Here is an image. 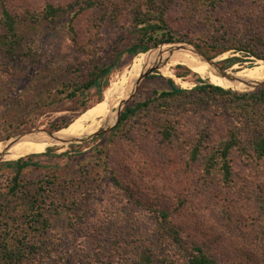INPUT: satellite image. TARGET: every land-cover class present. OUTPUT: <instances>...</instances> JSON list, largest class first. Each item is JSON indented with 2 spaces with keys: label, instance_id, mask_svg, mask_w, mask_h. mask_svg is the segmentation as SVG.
Listing matches in <instances>:
<instances>
[{
  "label": "rangeland",
  "instance_id": "obj_1",
  "mask_svg": "<svg viewBox=\"0 0 264 264\" xmlns=\"http://www.w3.org/2000/svg\"><path fill=\"white\" fill-rule=\"evenodd\" d=\"M6 1L7 8L21 20L23 42L13 57L0 55V145L22 135L39 132V136H45L44 133H56L65 127H70L72 137L90 136L97 129L86 133L82 129L105 118L106 113L100 110L105 91L124 77L127 81L133 65L135 68L144 63L139 58L141 54L134 56L125 51L139 36L131 22L129 0H96V7L77 17L74 16L81 8L78 2L82 0ZM260 2L221 0L215 16L235 28L245 22L264 29V5ZM193 3L172 0L167 20L177 38L174 42L191 44L210 59L195 44L209 40L211 35L202 21L203 13ZM48 5L63 9L54 23L44 17L43 10ZM113 12L117 17H113ZM106 14L113 15L104 18ZM118 45L123 51L119 58L121 49H115ZM163 51L142 55L154 57ZM92 58L96 64H114L111 74L100 81L101 87L108 81L103 94L94 88L74 99L67 93L62 95L65 84L74 77L72 70L86 63L83 69L88 71ZM137 58L140 62H135ZM215 59L235 77L264 63L235 51ZM172 60L179 64L170 70L189 84L184 89L171 79L179 88L192 90L200 80L211 84L202 78L206 76L200 66L196 70L202 76L193 72L195 67L188 62L185 51L174 53ZM172 60H161L127 107L169 89L170 78L164 69ZM263 81L264 78L250 86L233 88H242L241 94H253L264 86L252 87ZM147 116L150 118H141L135 127L125 126L90 142L52 146L47 154L37 155L42 170L29 173L31 179L40 180L50 171H60L72 181L66 184L71 187L68 197L74 198L83 191L90 193L87 198L81 196L86 202L81 203L85 208L78 209L80 214L65 209L48 214L52 222L48 239L52 255L44 264L135 263L144 250L184 264L183 256L172 243H164V247L159 242L161 211L169 214L188 244L203 247L218 264H264V246L259 245L264 240V162L256 165L233 153L234 184L224 187L204 176L200 164L189 165L176 146L163 144L153 125L154 113ZM174 116L180 120L185 138L192 139L201 132L212 144L223 140L227 125L233 124L232 117L196 114L182 108H176ZM17 160L0 162L1 196L7 195L14 177L5 165Z\"/></svg>",
  "mask_w": 264,
  "mask_h": 264
},
{
  "label": "trees",
  "instance_id": "obj_2",
  "mask_svg": "<svg viewBox=\"0 0 264 264\" xmlns=\"http://www.w3.org/2000/svg\"><path fill=\"white\" fill-rule=\"evenodd\" d=\"M95 1L78 2L81 8L74 17L84 10L96 7ZM192 1L196 10L203 13L202 21L211 35L209 40L202 39L195 44L199 49L205 50L210 59L235 51L264 61V29L245 22L235 28L219 21L215 10L221 0ZM258 1L264 5V0ZM171 2L172 0L128 1L132 9L131 22L139 36L131 46H126V52L137 56L177 39L167 20ZM0 6V55L13 57L23 42L21 20L7 8L6 0H0ZM62 11L60 7L46 6L43 10L45 20L54 23ZM113 13V17H117V13ZM109 15L113 14H106L104 18L110 17ZM171 47L172 45H166L159 50H169ZM115 49H121V45ZM181 50L183 47L175 50V53ZM122 53L121 49L117 58ZM85 64L82 68L72 70L74 77L65 84L64 90L60 92L62 95L67 93L69 98L74 99L94 88H98L103 94L102 88L108 86V81L105 80L102 87L100 81L111 74L114 64H96L95 58H92L90 69L84 71ZM167 83L169 89L155 92V98L127 107L115 131H121L125 126L135 127L142 121L141 118L149 119L147 114L154 113L153 125L162 143L176 146L185 155L189 165L200 164L204 176L218 181L224 187L234 184L233 153L236 152L256 165L264 162V87L253 94H241L235 92H243L242 88L223 89L201 80L192 90L179 88L171 79ZM176 108L196 114L214 113L215 116L232 117L233 124L227 125L229 128L226 137L213 144L207 134L201 132L192 139L185 138L180 120L174 116ZM5 167L14 172V177L7 195L0 194V264H44L52 255L48 244L52 222L48 214L62 209L80 214L78 209L82 208L83 211L85 207L81 203L86 202V199L81 198H87L90 193L83 191L74 198L68 197L71 187L66 184L72 181L66 179L65 173L60 171H50L40 180L31 179L29 173L42 170L37 155L8 163ZM159 215L161 222L157 236L162 246H166L164 243H172L173 248L183 256L184 264H218L203 247L185 241L181 229L172 224L168 213L161 211ZM262 234L264 236V230ZM262 242H259L260 246H264ZM127 264L177 263L170 257L156 256L152 251L144 250L138 262Z\"/></svg>",
  "mask_w": 264,
  "mask_h": 264
},
{
  "label": "bare ground",
  "instance_id": "obj_3",
  "mask_svg": "<svg viewBox=\"0 0 264 264\" xmlns=\"http://www.w3.org/2000/svg\"><path fill=\"white\" fill-rule=\"evenodd\" d=\"M181 47H183V51H185L187 55V60L193 66L195 67V73L201 75L196 69L200 66L204 72V75L206 77H202L204 79H208L213 85L221 87V88H233V87H239V86H246L247 84L240 81V82H231L228 79H223L218 76H214L213 73L209 71V67L205 64H203L196 55L193 54L192 50L188 48L187 46L184 45H172V47L167 50L161 52L158 56L154 55H149V56H143L142 54L140 55L139 58L143 59V64L141 66H137L133 68L132 74L130 78L126 81V78L124 77L120 82H115L113 83L106 91H105V97H104V104L100 106V110H104L106 113L105 118L101 119L100 122H93L88 126L87 128L82 129V132H90L89 130L92 128L97 129L96 132L93 134L97 133L99 130L103 129H108L111 126H113L116 123L118 113L122 108L123 102L127 100V98L132 94L134 88H135V81L139 77V74L143 68V66L146 63H152L155 60H157L160 56H166L169 51L172 50H178ZM157 52H149V54H156ZM144 58H143V57ZM139 58L135 60L139 61ZM142 61V60H141ZM179 63L176 61L172 60V63L168 65L166 69H164L165 75L173 79L177 85L181 86L182 88H186L189 86L187 82H183L182 80L178 79L173 72L170 70V68L174 67L175 65H178ZM166 67V66H165ZM177 68V67H176ZM129 72V71H128ZM236 78L244 80L246 82H251V84L258 82L259 80L264 78V63L262 62L261 65L255 66L253 69H245L241 71L239 74H236ZM202 76V75H201ZM115 81V80H114ZM70 127L68 129H64L60 132H58L54 137H49L47 135L45 136H39L36 137L35 140H24L19 142L18 144L12 146L9 148L7 151L6 155L2 158L5 161H12L15 158H26L32 155H39L42 153H45L48 148L56 145H60L62 141H67L70 139H73L75 137H72L69 134ZM91 134V135H93ZM28 144V145H26ZM37 147V150L35 148ZM7 149L4 144L0 145V156L2 153Z\"/></svg>",
  "mask_w": 264,
  "mask_h": 264
},
{
  "label": "water",
  "instance_id": "obj_4",
  "mask_svg": "<svg viewBox=\"0 0 264 264\" xmlns=\"http://www.w3.org/2000/svg\"><path fill=\"white\" fill-rule=\"evenodd\" d=\"M184 45V46H187L188 48H190L193 52L194 55H196V57H198V59L205 65H207L209 67V71L211 73H213L214 75L220 77V78H223V79H228L229 81L231 82H244L246 83L248 86L251 85V82H246L244 80H241V79H238L236 78L234 75H231V74H228L226 71H224L218 64L216 61V59L214 60H210L208 58H206L202 53H200L193 45L191 44H188V43H184V42H171V43H164V44H161L159 45L158 47L156 48H153V49H150L148 52L146 53H140V54H147L151 51H155L157 52V50H159L161 47L163 46H166V45ZM175 53V50H172V51H169L167 53L166 56H160L157 60H155L154 62L152 63H146L144 65V68H143V71L141 72L139 78L136 79L134 85H135V88L132 92V94L127 98V100H125L123 102V105H122V108L121 110L119 111L118 113V117H117V120H116V123L111 126L110 128L108 129H103V130H99L97 133L93 134V135H88V136H85L83 138H73V139H70V140H67V141H62L61 144L65 145V144H71V143H84V142H90L98 137H100L101 135H104L110 131H113L115 130V128L120 124V121H121V117L124 113V111L126 110L129 102L132 100V98L135 96V94L137 93L138 91V88L139 86L147 79V77L153 73V71L155 69H157V67L159 66L161 60H165V59H171L172 60V56L174 55ZM212 84V83H211ZM213 85V84H212ZM264 86V81L261 82V83H257L256 86L252 87V89H255V88H258V87H262ZM224 89V88H223ZM232 92H235L233 90H230ZM236 93H241V92H236ZM63 130V129H62ZM60 130V131H62ZM59 131V132H60ZM56 133H44V135H47L49 137H54ZM36 135V136H35ZM37 135L39 136L40 133L37 132L36 134H28V135H22V136H19V137H16L14 139H10V140H7L6 142H4L3 144L5 145V147H7V149L2 153V155L0 156V162L2 160H4L2 158V156L4 157L7 153V151L9 150V148H11L12 146L18 144L19 142L21 141H24L25 139L26 140H35V138L37 137ZM48 150V149H47ZM46 153V152H45Z\"/></svg>",
  "mask_w": 264,
  "mask_h": 264
}]
</instances>
